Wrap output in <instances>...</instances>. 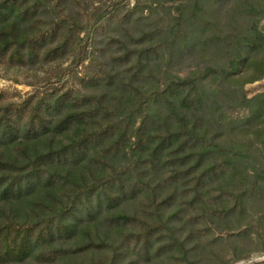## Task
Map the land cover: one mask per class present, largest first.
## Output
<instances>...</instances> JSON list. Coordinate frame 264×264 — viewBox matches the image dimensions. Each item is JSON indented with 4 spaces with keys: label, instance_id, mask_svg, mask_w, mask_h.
<instances>
[{
    "label": "trees",
    "instance_id": "16d2710c",
    "mask_svg": "<svg viewBox=\"0 0 264 264\" xmlns=\"http://www.w3.org/2000/svg\"><path fill=\"white\" fill-rule=\"evenodd\" d=\"M52 1L0 0V65L77 52L86 26L42 21ZM140 3L167 9L165 28L109 37L84 89L0 92V264H121L157 242L199 264L203 237L264 229V90L246 88L264 79V0ZM186 52L198 61L174 70Z\"/></svg>",
    "mask_w": 264,
    "mask_h": 264
},
{
    "label": "rangeland",
    "instance_id": "374dc122",
    "mask_svg": "<svg viewBox=\"0 0 264 264\" xmlns=\"http://www.w3.org/2000/svg\"><path fill=\"white\" fill-rule=\"evenodd\" d=\"M138 1H141L140 7L146 5L144 0H53L49 2L44 7L41 16L42 21H50L53 13L58 16V19L71 20L69 14L72 13L77 20H80L86 26L80 34L81 40L77 52L32 68L0 65V92L12 93L25 98L38 91H51L63 87L84 89L82 80L90 71L97 69V63L93 57L99 55V59H104L106 54L109 55L118 49L115 44L108 45V43H113L109 40V37H118L121 33L125 34L127 26H130L135 33H139L136 31L137 28L143 31L148 28V25L153 26L156 32H162L165 28L168 17L167 9L159 7L151 13L146 8L140 14V11L136 10ZM176 3L177 1H168L166 5H176ZM54 5L56 6V12L52 11ZM129 15L133 16V23L139 21L141 24L134 27L133 23H127L126 19ZM103 23L105 25L107 23L106 32L105 30L96 31V26L103 25ZM93 40L97 47H106V50L102 51L100 48H96ZM198 59L189 56L186 52L179 63L173 66V69L187 73L190 71V65L196 63ZM246 88L249 90L250 96L263 91L264 79L247 84ZM231 115L241 117L245 115V112L236 110L231 112ZM176 225L178 227V222ZM189 231L188 227H182L177 233L178 238L184 241L186 247L194 246L197 242L196 238L190 241L193 236L188 237ZM230 235L228 232L221 234L216 232L214 235L209 234L203 237L198 246L199 264H222L225 261H230V264L248 263L253 255L264 252V229H259L257 221L253 222L249 237L243 238L241 236L240 238L237 236L239 237L237 239L233 237V234ZM160 245L157 242L153 246L154 249L148 254L137 252L133 248H123L120 263L176 264L182 260L183 252L179 247L158 252L157 248ZM238 255L240 258L235 259ZM102 258V255H97V259L101 260ZM108 258L110 259L111 256L108 255ZM252 264H264V261Z\"/></svg>",
    "mask_w": 264,
    "mask_h": 264
},
{
    "label": "built area",
    "instance_id": "2783aa9c",
    "mask_svg": "<svg viewBox=\"0 0 264 264\" xmlns=\"http://www.w3.org/2000/svg\"><path fill=\"white\" fill-rule=\"evenodd\" d=\"M264 261V252L262 253H258L256 255H253L248 263H242V264H252V263H256V262H263Z\"/></svg>",
    "mask_w": 264,
    "mask_h": 264
}]
</instances>
